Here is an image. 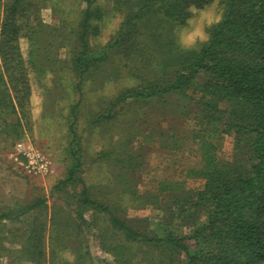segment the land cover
<instances>
[{"label": "rangeland", "instance_id": "1", "mask_svg": "<svg viewBox=\"0 0 264 264\" xmlns=\"http://www.w3.org/2000/svg\"><path fill=\"white\" fill-rule=\"evenodd\" d=\"M96 4L103 17L94 22L98 33L90 35L91 52L107 49L126 16V7L115 0ZM83 8L82 0H0V65L3 42L9 43V56L17 65L13 77L0 69V110L2 98L7 101L10 95L16 108L0 118V264H191L175 245L126 238L112 227L108 214L81 204V181L59 185L75 162L71 108L78 103L75 151L82 165L75 177L84 179L92 198L146 234L182 237L197 220L205 219L181 205L183 191L204 183L195 176L201 156L193 138L203 136L218 147L219 158L228 161L233 159L239 132H227L226 116L207 109L193 87L154 99L129 98L111 110L113 98L136 85L137 79L139 83L143 76L154 77L152 67L161 73L157 54L148 74L136 54H132L135 60L116 49L114 61L107 63L110 72L115 70V79L103 81L108 76L100 74L86 79L80 89L69 52L77 45ZM223 13L222 0L190 6L186 20L172 25L178 49L199 50L209 38V27ZM197 28L203 37L184 43L182 34ZM118 61L123 63L115 68ZM116 69L141 75L121 76ZM16 122L21 125L14 130ZM18 144L38 150L45 172L27 171ZM38 200L44 202L31 207ZM184 242L192 250L200 246L194 239Z\"/></svg>", "mask_w": 264, "mask_h": 264}, {"label": "trees", "instance_id": "2", "mask_svg": "<svg viewBox=\"0 0 264 264\" xmlns=\"http://www.w3.org/2000/svg\"><path fill=\"white\" fill-rule=\"evenodd\" d=\"M210 1L115 0L116 4L126 7L122 28L106 50L91 52L89 38L98 33L94 22L103 17V10L96 4L97 0H82L84 8L80 31L76 32L77 45L69 52V63L80 78V89L86 79H94L100 74L108 76L103 81L115 79L116 75L112 74L115 70L110 72L112 67H107V63L114 61L112 56L116 49L127 55L136 54L148 74L154 56H160L157 65L161 73L156 71L157 67H152L154 77L143 76L139 83L137 79L136 85L113 98L111 110L129 98L154 99L167 93L182 94L193 87L201 93L207 109L226 116V131L239 132L232 160L219 158L218 147L203 136L193 138L201 156V166L195 169V176L202 177L204 183L183 191L181 205H185L183 207L193 216L202 213L205 219L197 220L198 224L189 227V232L182 237L146 234L114 213L108 204L92 198L84 179L75 177L82 165L78 151H75L78 134L74 118L78 103L71 108L73 120L70 124L73 134L71 153L75 162L68 169V177L59 185L81 181V204L108 214L112 227L122 231L126 238L175 245L184 250L191 264H264V0H222L224 13L209 27L208 40L197 51L181 52L171 36L172 25L186 20L190 6H202ZM6 31L4 28L2 34ZM8 47L9 43H2L4 64L0 69L9 71L13 77L17 65L13 64ZM122 63L116 62L115 68ZM126 63L129 65V61ZM173 67L176 68L170 71ZM116 73L136 78L141 75L139 71L133 75L119 69ZM15 79L11 82L15 83ZM12 99L11 95L7 101L5 96L2 98L0 118L1 114L16 111ZM110 113L111 116L112 111ZM18 125L16 122L11 126L16 130ZM43 202L38 200L31 207ZM80 217L86 220L83 213ZM186 239H194L200 246L192 250L184 242Z\"/></svg>", "mask_w": 264, "mask_h": 264}, {"label": "built area", "instance_id": "3", "mask_svg": "<svg viewBox=\"0 0 264 264\" xmlns=\"http://www.w3.org/2000/svg\"><path fill=\"white\" fill-rule=\"evenodd\" d=\"M17 150L20 155L23 156L24 167L28 172L39 174L45 172L47 169L46 163L41 159V155L38 153V150L32 146H23V144H18Z\"/></svg>", "mask_w": 264, "mask_h": 264}, {"label": "clouds", "instance_id": "4", "mask_svg": "<svg viewBox=\"0 0 264 264\" xmlns=\"http://www.w3.org/2000/svg\"><path fill=\"white\" fill-rule=\"evenodd\" d=\"M192 11H196V9L193 7L191 9ZM204 16H210L209 13H204L203 14ZM189 23H192V21H189ZM197 36H201L203 37V33L200 31L199 28H197L195 31H192L190 33H187V34H182V40L184 43H191L194 41V39L197 37Z\"/></svg>", "mask_w": 264, "mask_h": 264}]
</instances>
